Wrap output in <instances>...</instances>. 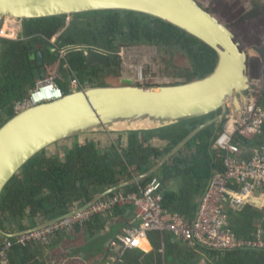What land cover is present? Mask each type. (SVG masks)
Segmentation results:
<instances>
[{"label": "trees", "instance_id": "1", "mask_svg": "<svg viewBox=\"0 0 264 264\" xmlns=\"http://www.w3.org/2000/svg\"><path fill=\"white\" fill-rule=\"evenodd\" d=\"M261 3L264 5L263 1ZM5 36L15 37L13 27L7 29ZM20 36L19 41L0 39L3 47L0 56V127L16 114V103L25 102L29 91L42 82L49 71L57 74L55 81L63 95L72 92L70 82L74 78L81 86H105L101 80H117L122 61L119 51L125 46H155L165 75L181 79L174 83L207 75L217 61L215 51L201 40L172 24L133 11H91L74 15L70 20L66 16L25 20L21 22ZM54 37L55 44L50 45L49 41ZM59 51L65 59L58 58ZM36 52L42 55L41 66L36 64ZM88 57L94 62L90 63ZM262 78L260 104L264 105V71ZM215 114L217 112L154 130L113 133L111 144L105 149H99L93 140L86 138L81 142L80 137H76L72 139L71 147L63 149L62 156L47 150L40 152L4 187L0 195V229L9 234L24 232L84 206L107 189L149 169L190 131ZM219 131L221 126L216 134ZM214 132L215 125L201 129L156 173L138 184L110 193L101 201L118 192H136L138 186L156 176L162 185L163 209L169 215L178 213L186 221H192L212 171L223 169L221 157L212 148ZM263 135L264 129L254 140L240 143L257 148ZM155 139L162 144H154ZM171 178L178 179L177 189L168 187ZM263 194L264 188L255 196L262 199ZM229 201L227 198L223 202L226 229L245 239L254 238L261 229L264 237V201L261 205L247 203L240 209ZM132 208L127 204L115 205L96 213L82 224H75L70 231L57 233L48 242L52 243L50 248L65 243L74 231L83 237V243L85 241L83 245L79 244L75 253L80 263L108 264L118 252L111 246L118 247V236L135 225L131 224ZM108 225L109 231L105 233ZM147 237L151 251L127 250L117 264H264V250L221 251L190 243L169 231H152ZM7 240L13 238L0 236V248ZM44 245L12 246L6 252L7 262L45 264L40 253ZM47 257L50 259L49 254ZM52 264L72 263L60 257Z\"/></svg>", "mask_w": 264, "mask_h": 264}, {"label": "water", "instance_id": "2", "mask_svg": "<svg viewBox=\"0 0 264 264\" xmlns=\"http://www.w3.org/2000/svg\"><path fill=\"white\" fill-rule=\"evenodd\" d=\"M104 10L138 12L172 24L212 48L217 56L215 67L207 75L186 82L143 86L133 84L130 78H121L119 85L85 86L58 100L17 112L0 127V195L30 159L63 141L99 133L154 130L217 114L190 131L146 171L107 189L84 206L27 231L81 213L110 193L138 184L156 173L206 126L215 125L213 139L227 104L240 112L246 103L251 85L249 55L231 28L198 0H0V18L18 24L19 28L25 20L59 16L70 20L74 15ZM34 57L41 66V53L36 52ZM247 203L261 205L262 201L250 198ZM24 232L9 234L0 229V236L10 239Z\"/></svg>", "mask_w": 264, "mask_h": 264}, {"label": "built area", "instance_id": "3", "mask_svg": "<svg viewBox=\"0 0 264 264\" xmlns=\"http://www.w3.org/2000/svg\"><path fill=\"white\" fill-rule=\"evenodd\" d=\"M5 26L13 27L15 37L18 35L16 23L0 18V38H14L5 36ZM135 71V81L139 82V85H150L147 78L143 77L141 69L135 68ZM262 74L263 70L261 74L250 76L251 85L247 91V100L240 112H236L227 104L221 131L215 135L212 143V148L222 159L223 169L211 175L198 200L192 221H186L178 213L169 215L163 209L161 181L154 176L143 186H138L136 192L128 194L118 192L114 197L106 201L100 200L81 213L53 222L42 229L25 231L13 240H7L0 248V264H8L6 252L12 246L46 244L57 233L70 231L75 224H82L96 213L112 209L115 205L125 204L133 207L134 216L131 224L135 225L118 236L117 255L115 253V257L111 258L108 264L121 262L122 255L127 250L143 249V243L148 242L147 235L152 231L160 233L169 231L190 243H198L221 251L264 250L263 231L259 229L254 238L236 237L225 227L227 222L223 209V202L227 198L231 204L238 207L243 203L247 204L250 198L258 199L255 194L264 188V135L257 148L240 143L244 140H254L263 133L264 105L260 104L263 91ZM55 78L57 74L54 72L47 80L37 83L29 91V97L25 102L16 103L14 111L17 113L31 105L62 98L63 92L56 84ZM80 87L76 78L71 80V91ZM258 200L263 202L264 197Z\"/></svg>", "mask_w": 264, "mask_h": 264}, {"label": "rangeland", "instance_id": "4", "mask_svg": "<svg viewBox=\"0 0 264 264\" xmlns=\"http://www.w3.org/2000/svg\"><path fill=\"white\" fill-rule=\"evenodd\" d=\"M207 9L213 11L215 17L221 22L225 23L231 28L235 34L236 39L242 45L243 49L248 53V73L250 76L261 74L264 67V5L261 0H198ZM252 20V21H251ZM12 27L5 26L4 30ZM6 35V34H5ZM18 39H22L20 32ZM55 37L50 39V45L55 44ZM119 51L121 57L120 75L118 79H105L101 83L103 85L113 86L119 85L121 78H130L133 84H140L135 81V68L142 70L143 77L147 78L150 85H163L166 83H174V81H181V79H173L168 77L163 72V66L157 59V50L155 46L147 45H133L125 46ZM59 59H65L63 52L57 53ZM90 63L93 59L88 57ZM96 63H94L95 65ZM135 71V72H134ZM54 72L46 76L48 79ZM251 78V77H250ZM110 137L113 134H94L82 136L79 139L83 142L86 138L97 143L99 149H105L110 146ZM74 140H66L52 146L47 151L51 153H58L62 156L65 147L72 146ZM195 166V165H194ZM192 166V168H194ZM178 179L176 186H178ZM170 187V186H169Z\"/></svg>", "mask_w": 264, "mask_h": 264}, {"label": "crops", "instance_id": "5", "mask_svg": "<svg viewBox=\"0 0 264 264\" xmlns=\"http://www.w3.org/2000/svg\"><path fill=\"white\" fill-rule=\"evenodd\" d=\"M154 144L156 145H160L162 144V142L158 139L154 140ZM71 147V146H70ZM69 148V147H68ZM212 171V170H211ZM214 173V170L212 171V174ZM211 174V175H212ZM168 187L170 186L171 189H177L178 186H176V179L171 178L168 182ZM199 196H197V200H198ZM112 225V224H111ZM109 226L108 225L106 227L105 233H107L109 231ZM72 235L71 238H69ZM71 235H69V239L66 238V242L63 244H57L53 249L52 247L50 248L51 244L46 243L43 247V249L40 250V253L42 255V257L45 258V264H52L53 262H58L60 257L61 259H65L67 261H70L72 264H87V263H80L78 260V257L75 255L76 251H77V247H79V244L82 243V245L85 243H83V237H81L80 234L77 235V233H74V231H71ZM111 249L114 250L116 252L117 246L116 247H112ZM143 251L145 252H149L151 251V246L148 242H144L143 243ZM50 255V259L47 257V255ZM93 262V261H91Z\"/></svg>", "mask_w": 264, "mask_h": 264}, {"label": "flooded vegetation", "instance_id": "6", "mask_svg": "<svg viewBox=\"0 0 264 264\" xmlns=\"http://www.w3.org/2000/svg\"><path fill=\"white\" fill-rule=\"evenodd\" d=\"M18 24H16V26H17ZM21 26V25H20ZM7 31V30H6ZM6 31H5V34H6ZM19 35V34H18ZM18 35L16 36V37H14V38H8V39H5V40H9V41H19V40H21V39H18ZM0 39H2V38H0ZM55 39H56V37H55ZM2 44L0 43V56H1V51H2ZM48 49L49 50H51V51H53L50 47H48Z\"/></svg>", "mask_w": 264, "mask_h": 264}, {"label": "clouds", "instance_id": "7", "mask_svg": "<svg viewBox=\"0 0 264 264\" xmlns=\"http://www.w3.org/2000/svg\"><path fill=\"white\" fill-rule=\"evenodd\" d=\"M16 28H17V31H18L17 34H19V32L21 31V28H19L18 25H17ZM2 39L5 40V38H2ZM45 78H46V77H45ZM81 87H85V86H81ZM81 87H80V88H81ZM262 203H263V202H262ZM231 251H235V250H231Z\"/></svg>", "mask_w": 264, "mask_h": 264}, {"label": "bare ground", "instance_id": "8", "mask_svg": "<svg viewBox=\"0 0 264 264\" xmlns=\"http://www.w3.org/2000/svg\"><path fill=\"white\" fill-rule=\"evenodd\" d=\"M252 21V20H251ZM38 101V100H37ZM37 101H34L35 103L37 102Z\"/></svg>", "mask_w": 264, "mask_h": 264}]
</instances>
